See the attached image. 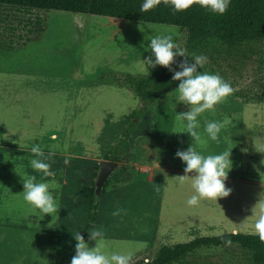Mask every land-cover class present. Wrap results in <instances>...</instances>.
<instances>
[{
    "label": "rangeland",
    "instance_id": "374dc122",
    "mask_svg": "<svg viewBox=\"0 0 264 264\" xmlns=\"http://www.w3.org/2000/svg\"><path fill=\"white\" fill-rule=\"evenodd\" d=\"M7 10L0 9V205L30 207L23 200L22 174L49 183L59 206L74 210L62 234L47 227L25 229V264H71L74 234L80 232L95 247L96 241L89 240L94 226L105 232L106 254L131 253L132 262L152 258L164 244L199 235L254 232L252 208L264 193V153L255 148V143L264 146V37L247 40L239 52L211 40L207 48L191 53L206 56L201 71L219 73L235 91L198 117V131L207 142L194 145L205 156L233 148L225 181L232 192L190 206L187 200L196 193L191 178L179 179L186 165L176 152L187 150L193 139L173 133L184 130L178 113L190 110L177 100L179 81L148 102L120 82L125 74H148L161 67L147 65L151 51L146 37L171 33L185 46L186 32L177 25L51 9L44 31L11 48L5 44ZM225 117L230 124L221 130L219 142L212 141L204 131L206 122ZM35 144L46 158L52 154L45 162L54 177L45 178L31 167ZM115 156L119 165L98 196L97 221L84 231L88 192L100 162ZM118 208L127 215L113 216ZM259 211L257 206L255 213ZM4 237L0 232V249L6 247ZM197 251L192 260L257 264L230 247ZM12 255L17 254L0 252V264Z\"/></svg>",
    "mask_w": 264,
    "mask_h": 264
},
{
    "label": "trees",
    "instance_id": "16d2710c",
    "mask_svg": "<svg viewBox=\"0 0 264 264\" xmlns=\"http://www.w3.org/2000/svg\"><path fill=\"white\" fill-rule=\"evenodd\" d=\"M143 2L144 0H0V9H8L3 17L5 29L9 34V40L5 44L14 48L44 31L47 27V12L51 9L177 25L186 32L185 46L180 45L186 47L189 53L207 48L211 40H218L239 52L247 40L264 37V0H230L228 10L223 15L212 13L198 5L187 11L173 12L170 6L163 3L153 10L141 12ZM176 59L177 64L173 67L179 71V62L184 58L178 56ZM173 75L172 71L161 66L153 73L125 74L120 82L132 88L137 96L148 102L172 89L177 83L172 80ZM114 159L119 160V156ZM108 183L109 180L103 192ZM95 188L94 183L88 192L89 222L83 227L84 231L90 229L97 221L99 198ZM227 239L232 240L231 246L224 244ZM201 247H230L239 250L247 261L264 264V243H261L257 235L242 231L199 235L186 242L164 244L152 258H138L131 264L214 263L204 258L192 260Z\"/></svg>",
    "mask_w": 264,
    "mask_h": 264
},
{
    "label": "clouds",
    "instance_id": "9594fccd",
    "mask_svg": "<svg viewBox=\"0 0 264 264\" xmlns=\"http://www.w3.org/2000/svg\"><path fill=\"white\" fill-rule=\"evenodd\" d=\"M161 3L170 6L173 12L187 11L192 6L198 5L212 13L223 15L228 10L230 0H144L140 11L153 10ZM146 39L150 40L147 49L151 51V56L145 60L147 65L152 68L162 66L174 73L172 80L179 81L175 90L177 100L189 106L190 109L178 113L176 117L182 123L184 130L173 132L188 133L193 139V144L187 150L176 152V156L186 165L185 174L179 175V179L184 182L191 178L192 187L196 193L187 200V204L195 206L201 199L218 201L220 198L228 197L232 189L226 186L225 181L228 179L229 171L233 166L230 159L233 148L224 151L222 154L205 156L198 152L194 145H203L207 142L202 139L198 131L200 128L198 117L206 111H214L218 104L226 102L235 89L219 73L201 71L208 58L189 53L186 47L175 42L173 34H157L146 37ZM178 56L184 58L179 62L178 66L181 69L179 71L173 67L174 64H177L176 58ZM228 124H230V120L227 117L223 121H208L204 131L209 139L219 142V134ZM255 148L258 152L264 153V146H258L255 143ZM31 152L36 157L31 159V167L36 172L42 173L45 178L54 177L56 173L51 171L50 164L45 162V159L50 158L52 154L50 153L49 157L46 158L39 144H35L31 148ZM20 175L23 177V200L30 206V210L33 212L38 210L43 216L51 214L54 218V214L60 211V206L50 191V184L37 182L35 175ZM55 186L58 187V185ZM257 206L260 208L258 214L255 213ZM252 213L256 215L252 234L257 235L261 243H264V193L259 194L258 203L252 208ZM122 214L127 215V210L118 208L112 213L113 216H121ZM74 238L77 244L71 264H131L132 262L131 253L113 252L110 255L105 253V232L102 227L96 228L94 226L89 231V240L96 241L95 247H89L80 232L75 233ZM224 244L231 246L232 240L227 239Z\"/></svg>",
    "mask_w": 264,
    "mask_h": 264
},
{
    "label": "crops",
    "instance_id": "0c3cea01",
    "mask_svg": "<svg viewBox=\"0 0 264 264\" xmlns=\"http://www.w3.org/2000/svg\"><path fill=\"white\" fill-rule=\"evenodd\" d=\"M72 212L74 210L71 208L60 206V211L53 218L51 214L43 216L38 210L33 212L25 205H0V232L4 234L6 241V247H2L0 252L17 254L10 256L7 263L3 264H25V229L47 227V230L53 229L57 234L60 230L62 234L66 224L73 221Z\"/></svg>",
    "mask_w": 264,
    "mask_h": 264
},
{
    "label": "water",
    "instance_id": "95a60500",
    "mask_svg": "<svg viewBox=\"0 0 264 264\" xmlns=\"http://www.w3.org/2000/svg\"><path fill=\"white\" fill-rule=\"evenodd\" d=\"M100 165V170L95 181V192L98 196L102 194L107 181L118 167L119 161L116 159H103Z\"/></svg>",
    "mask_w": 264,
    "mask_h": 264
}]
</instances>
